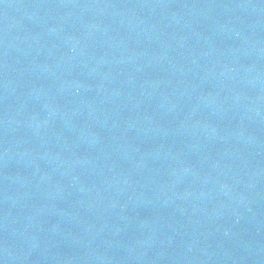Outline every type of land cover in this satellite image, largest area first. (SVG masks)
Instances as JSON below:
<instances>
[{"label":"water","instance_id":"water-1","mask_svg":"<svg viewBox=\"0 0 264 264\" xmlns=\"http://www.w3.org/2000/svg\"><path fill=\"white\" fill-rule=\"evenodd\" d=\"M0 264H264V0H0Z\"/></svg>","mask_w":264,"mask_h":264}]
</instances>
